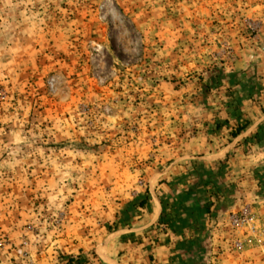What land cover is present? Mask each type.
<instances>
[{"label": "rangeland", "instance_id": "rangeland-1", "mask_svg": "<svg viewBox=\"0 0 264 264\" xmlns=\"http://www.w3.org/2000/svg\"><path fill=\"white\" fill-rule=\"evenodd\" d=\"M255 41L264 0H0V264L92 229L114 204L125 225L212 100L209 75ZM223 165L193 174L212 218L227 204ZM218 229L191 264H217L226 241L264 259V208L243 203Z\"/></svg>", "mask_w": 264, "mask_h": 264}, {"label": "crops", "instance_id": "crops-1", "mask_svg": "<svg viewBox=\"0 0 264 264\" xmlns=\"http://www.w3.org/2000/svg\"><path fill=\"white\" fill-rule=\"evenodd\" d=\"M227 72L223 77L209 75L205 90L206 96L212 93V100L199 109L190 124L194 132L175 149L173 162L152 167L143 191L137 193L146 195L145 206L133 218L124 225L126 205L114 204L95 219L92 229L78 227L58 240L52 237L26 253L25 260L12 251L9 255L15 262L65 264L75 258L83 264L204 262L208 249L212 250L204 245L212 241L207 235L219 234L218 226L231 213L243 203L264 208V42L255 41L252 49L242 50ZM221 164L227 166V173L217 184L227 204L212 218L198 196L206 183L193 174L211 177ZM162 222L171 228L155 240L154 231ZM227 242L217 264H264L259 250L244 247L236 252Z\"/></svg>", "mask_w": 264, "mask_h": 264}, {"label": "trees", "instance_id": "trees-1", "mask_svg": "<svg viewBox=\"0 0 264 264\" xmlns=\"http://www.w3.org/2000/svg\"><path fill=\"white\" fill-rule=\"evenodd\" d=\"M241 130H242V128L237 129V131H236L235 133H233V135L235 136V135L238 134ZM145 203H146V201H142V202H140V204H138V207H143V206H145ZM67 264H76V263H75L74 259H68Z\"/></svg>", "mask_w": 264, "mask_h": 264}]
</instances>
